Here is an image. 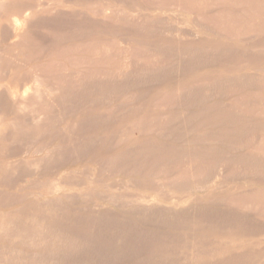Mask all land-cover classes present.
Listing matches in <instances>:
<instances>
[{
	"label": "bare ground",
	"instance_id": "bare-ground-1",
	"mask_svg": "<svg viewBox=\"0 0 264 264\" xmlns=\"http://www.w3.org/2000/svg\"><path fill=\"white\" fill-rule=\"evenodd\" d=\"M150 10L174 12L177 17L174 21L152 15ZM39 20L40 26L42 20L56 24L49 29L46 26L47 30L40 28L42 37L36 38L37 34L35 39L34 27ZM174 22L193 23L195 28L172 29ZM1 30L13 37V64L9 67L4 62L6 54L0 53V76L13 75L14 69L25 67L32 58L42 59L25 75H13L15 85L0 83V92L12 96L16 108L23 110L27 103L43 98L49 109L77 110L79 96L83 101L77 107L86 109L83 119L98 112L92 106L98 95L108 94L109 103L123 105L114 119L120 123L110 128L107 140H98L101 133L95 132L99 127L90 121L92 115L90 120L85 117L89 122L80 137L89 138L91 146L94 139L109 147L92 153L95 159L106 165L110 161L136 162L143 175L162 178L163 169L174 164L172 175L183 169L190 171L189 175L176 176L184 182L198 181V168L211 162L218 169L214 192L227 186L224 184L234 172L264 175V0H87L83 8H76L74 0H0ZM153 31L165 33L166 38L159 43L141 38ZM119 35L133 37L125 38V45L120 46ZM35 47L42 50L37 53ZM206 62L228 63L233 68L191 77L195 68ZM169 84L173 87L167 88ZM138 96L147 97L146 106L156 109L143 108V104L125 111L124 104L135 107L131 99ZM63 101L69 102L67 106L61 104ZM111 109L112 105L101 112L105 116L116 114ZM37 118L36 122L41 117ZM249 132L252 136L248 139ZM234 134L238 140L231 137ZM207 139L235 147L224 149L225 156H215L206 147L208 150L198 151L197 144ZM176 140L185 143L183 168L177 166ZM117 145L123 149H114ZM238 149L242 158L231 155ZM237 194H233L235 198L221 197V202L247 210L251 223L264 225V189L250 186Z\"/></svg>",
	"mask_w": 264,
	"mask_h": 264
},
{
	"label": "rangeland",
	"instance_id": "rangeland-1",
	"mask_svg": "<svg viewBox=\"0 0 264 264\" xmlns=\"http://www.w3.org/2000/svg\"><path fill=\"white\" fill-rule=\"evenodd\" d=\"M74 1L76 8H83L87 3V0ZM149 12L171 19L177 17L174 12ZM40 21L34 27L33 38L38 34L36 38L39 39L42 28L47 30L56 24L42 20L40 26ZM175 24L172 29L176 26L195 28L189 22ZM150 33L137 38L150 43L166 38L165 33ZM7 34L5 30L0 31V53L6 54L4 62L10 67L13 37ZM120 36V46L125 45V38L133 37ZM36 47L38 51L35 52L42 50ZM41 54L46 55L44 51ZM41 61L32 58L25 67L14 69L13 75L23 76ZM231 67L233 65L228 63L206 62L198 65L191 77L219 69L228 72ZM8 75H1L0 83L15 85L13 78L16 76ZM94 99L96 104L92 106L98 112L85 117L90 120L92 115L90 121L99 127L95 132L101 133L98 140H107L113 130L110 128L120 123L114 119L116 115L119 117L123 105L109 103L108 94ZM135 99H131L135 107L124 104L125 111L143 104V108L156 109L153 105L146 106L147 97ZM82 101L83 97L76 96L77 106ZM64 103L67 106L69 102L61 104ZM111 105L110 112L115 110L116 114L105 116L101 110ZM77 106V110L68 108L69 111L49 109L44 99L39 98L35 104L27 103L20 110L14 105L12 96L0 92V264H232L233 261V264H264V225L251 223L247 210L221 202V197L233 196L250 186L264 189V175L245 176L234 172V177L229 175L224 184L227 186L214 192L218 169L211 162L201 164L197 170L199 179L195 182L178 181V174L189 175L190 171L183 169L172 175L170 168L174 164L163 169L164 178L143 175L144 171L132 161H110L106 165L92 153L105 151L108 145L95 141L92 136L95 144L91 146L89 138L80 137L89 121L81 116L86 109ZM42 111L47 113L45 117ZM62 112L66 114L61 115ZM38 116L41 118L36 122ZM250 134H247L248 139ZM173 146L178 152L180 164L177 166L183 168L181 152L185 143L176 140ZM197 146L198 151L211 148L215 156H225L224 149L235 147L208 139ZM113 148L118 150L123 146ZM234 154L242 158L239 149L231 155Z\"/></svg>",
	"mask_w": 264,
	"mask_h": 264
}]
</instances>
